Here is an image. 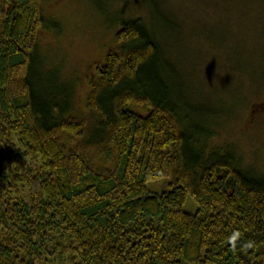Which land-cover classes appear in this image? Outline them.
<instances>
[{
	"label": "trees",
	"instance_id": "obj_1",
	"mask_svg": "<svg viewBox=\"0 0 264 264\" xmlns=\"http://www.w3.org/2000/svg\"><path fill=\"white\" fill-rule=\"evenodd\" d=\"M42 2L0 0V264H264V175L205 162L188 119L212 109L185 98L155 32L124 21L69 116L37 90Z\"/></svg>",
	"mask_w": 264,
	"mask_h": 264
},
{
	"label": "rangeland",
	"instance_id": "obj_2",
	"mask_svg": "<svg viewBox=\"0 0 264 264\" xmlns=\"http://www.w3.org/2000/svg\"><path fill=\"white\" fill-rule=\"evenodd\" d=\"M151 1L43 0L37 72L33 67L37 90L59 107L70 105L66 115L83 116L89 68L117 47L115 34L124 21L142 18L157 35L163 64L173 66L185 98L212 109L188 119L189 136L197 134L195 125L209 131L194 137L204 147L205 162L224 159L264 175V0H160L164 18L150 15ZM165 79L173 87L168 103L179 104L171 72ZM177 117L184 129L183 114ZM94 122L93 117L92 128ZM161 184L148 187L155 192ZM195 209L187 197L183 210Z\"/></svg>",
	"mask_w": 264,
	"mask_h": 264
},
{
	"label": "clouds",
	"instance_id": "obj_3",
	"mask_svg": "<svg viewBox=\"0 0 264 264\" xmlns=\"http://www.w3.org/2000/svg\"><path fill=\"white\" fill-rule=\"evenodd\" d=\"M240 236H241V233L238 230H235L228 237V243L231 246V249L233 251H236L237 249V242ZM246 247H251V244L249 243L248 245H246Z\"/></svg>",
	"mask_w": 264,
	"mask_h": 264
}]
</instances>
